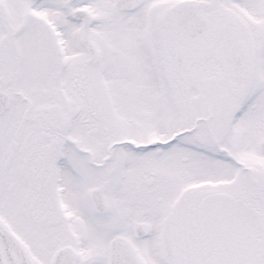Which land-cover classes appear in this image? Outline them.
<instances>
[{
  "label": "snow or ice",
  "instance_id": "6c2138e0",
  "mask_svg": "<svg viewBox=\"0 0 264 264\" xmlns=\"http://www.w3.org/2000/svg\"><path fill=\"white\" fill-rule=\"evenodd\" d=\"M0 264H264V0H0Z\"/></svg>",
  "mask_w": 264,
  "mask_h": 264
}]
</instances>
